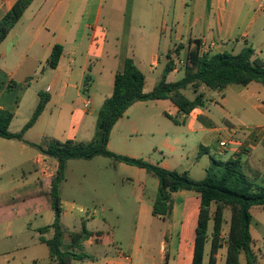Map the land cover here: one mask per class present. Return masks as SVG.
Wrapping results in <instances>:
<instances>
[{
  "label": "crops",
  "instance_id": "obj_1",
  "mask_svg": "<svg viewBox=\"0 0 264 264\" xmlns=\"http://www.w3.org/2000/svg\"><path fill=\"white\" fill-rule=\"evenodd\" d=\"M15 2L0 0V21ZM196 41L208 54L235 53L249 45L255 56L264 60V0H32L22 19L0 44L3 85L11 89L24 82L28 87L19 100L11 97V91L8 94L4 89L0 91V108L13 113L10 131L19 133L30 120L25 117L21 128L14 129L25 94L32 91V82L37 86L36 107L40 92L50 97L23 142L0 138V242L13 238V224L21 219L20 245L3 255L7 262L11 256L13 261L18 257L22 264H54L50 252L41 257L39 251L46 246L42 240L51 239L54 231L42 234L37 216L42 215L44 197L53 209L49 191L57 164L53 172L40 169L38 166L47 156L30 144H41L45 139L90 142L98 111L114 92L115 75L124 69L127 58L133 59L145 76L144 92L150 93L162 79L168 56L174 62V70L167 75V82L174 83L185 75L188 54ZM56 45H61L63 52L58 67L51 69L48 60ZM204 89L201 91L205 93ZM217 92L218 98L210 102L219 108L218 113L205 105L183 116L170 100L134 103L114 126L108 149L116 155L144 159L169 171L187 173L196 181L206 177L212 163L210 155L240 158L246 170L259 174L257 183L264 186V85L255 82L247 86L229 85ZM88 99L90 109L85 105ZM222 141H227L224 148L219 145ZM26 156L29 158L24 160ZM24 161L36 165L37 176L28 184L22 181L23 185L7 188L5 174L10 165L21 168ZM122 169L129 168L122 166ZM131 171L134 176L122 181L133 185L132 192L139 204L137 223L144 224L156 199H151L148 188L151 186L157 193L159 182L143 169ZM172 198L174 208L170 217L161 219L152 215V220L163 228L158 233L149 229L150 238L159 234L160 246L156 255L149 253L146 264H192L201 197L196 192L178 191ZM27 202L31 205L27 206ZM215 210L212 205L211 216ZM68 215L62 211L65 245H71L73 236L82 231V225L75 231L65 227ZM251 217L255 264H264V208H252ZM91 219L85 224L91 236L83 243L90 259L72 262L129 264L125 256H131L132 260V255L117 247L111 249L113 228L106 222L105 210L92 214ZM96 222L98 227L90 229ZM106 227L110 235H106ZM228 231L229 228L223 227L217 264L226 261ZM212 232L213 228L209 229L210 235ZM75 251L80 253L78 249ZM210 252L208 242L203 264H208ZM239 264H247L244 255Z\"/></svg>",
  "mask_w": 264,
  "mask_h": 264
},
{
  "label": "trees",
  "instance_id": "obj_2",
  "mask_svg": "<svg viewBox=\"0 0 264 264\" xmlns=\"http://www.w3.org/2000/svg\"><path fill=\"white\" fill-rule=\"evenodd\" d=\"M31 3L32 0H16L12 9L1 19L0 44L6 40L19 19H22ZM201 47V43L196 41V46L188 54L185 75L174 83H168L166 80L167 75L174 70V62L168 56L169 62L162 79L150 93L144 92L145 76L138 70L133 59L127 58L124 69L115 75L114 92L104 101L98 111L95 135L90 142L45 139L41 144H30L40 150L44 156L55 158L58 161L49 191L55 219L51 226L41 230L42 234L50 230L54 231L51 239L42 240L48 247L49 257L54 264H71L72 261L90 259V256L83 250L84 241H88L91 236L84 222L82 231L73 236L72 244H64L66 232L61 222L62 202L59 189L65 180L67 162L76 159L91 161L96 157L111 158L115 162L143 169L155 176L158 179L159 188L152 215L161 219L171 216L174 208L172 198L174 193L178 191L196 192L200 195L201 207L198 213L192 264H203L208 242L211 244L208 264H217L218 253L222 248L220 237L227 208L232 214L226 238L227 255L224 264H239L242 255L246 257L247 264H255L257 259L251 249V210L254 207L264 208V186L257 183L258 173L246 170L242 159H223L210 155L212 163L207 169L206 177L196 181L187 173L169 171L143 159L116 155L108 149L114 126L134 103L170 100L179 108L180 115L188 116L196 108L206 105L205 93L201 91L202 87H207L212 91H223L229 85L247 86L252 82L264 85V60L255 56L251 46L245 45L235 53L215 54L205 53ZM175 51L179 52L178 48ZM62 52L61 45L53 48L48 60L49 68L58 67ZM88 80L87 77V83ZM85 89L89 90L87 86ZM190 89L195 94L193 99L184 95ZM39 96L40 100L34 114L19 133L10 131L13 113L0 108V138L24 141L27 131L43 114L50 98L48 94L42 92ZM173 121L178 123V119L173 118ZM212 205L216 206V210L211 216ZM211 220L213 221V232L210 235ZM76 249L80 250V253L76 252Z\"/></svg>",
  "mask_w": 264,
  "mask_h": 264
},
{
  "label": "rangeland",
  "instance_id": "obj_3",
  "mask_svg": "<svg viewBox=\"0 0 264 264\" xmlns=\"http://www.w3.org/2000/svg\"><path fill=\"white\" fill-rule=\"evenodd\" d=\"M135 33H137V31H135ZM180 78L181 77H179V79ZM16 80L20 81L18 78ZM30 82H32V80H29V83ZM21 83L22 84H17L16 87L8 89L0 80V91L4 89L7 94L11 91V97L19 100L21 94L28 88L26 83ZM34 83L32 82V91H29L27 95L25 94L20 112L18 113V118L15 120L14 129H20L25 117L31 118L37 108L34 104V89H37V86ZM204 88L207 109H211L212 112L218 113L219 108L215 107V104H211L210 102V100L218 98V92L212 91L207 87ZM184 95L189 99H193L195 94L193 90L190 89L186 91ZM95 131L96 124L93 128L94 135ZM28 158L29 157L26 156L24 160ZM57 162V159L47 156L41 166L39 165L38 167L40 169L47 168L49 172H53ZM122 166L129 169L124 170ZM10 167L5 174L8 183L7 188L17 187L22 184V181L23 184H28V182L33 181L37 176L35 173V168L37 167L32 161L28 163L24 161L21 168H15L11 165ZM132 169L135 168L129 165H120L118 162L107 157H96L91 161L76 159L67 162L65 180L62 182L59 189L61 200L64 202L62 211L69 213V217L64 220L65 227H68L70 231H75L81 228L83 222L86 224L87 221H92V214L105 210V215L107 217L106 222L113 228L112 238L114 246L112 245L111 249L117 247L124 253L132 255V264H146L149 253L154 252L156 255L160 246L159 234H155L150 238L148 236L149 229H153L158 233L163 227L161 223L152 220L151 211L148 212V218L144 224L142 222L139 224L137 223L136 212L139 210V204L132 192L133 185L122 181L123 178L134 176L131 171ZM153 179L157 181L155 176H153ZM9 181H12V183L9 184ZM18 181L19 183H17ZM148 189V192L152 195L151 199L156 197V192L151 190V186H149ZM9 200H12V198H9ZM30 205L31 202H27V206ZM42 205V215L37 216V223L42 228H46L53 222L54 213L49 207L45 197L42 200ZM111 209L113 213L110 212ZM231 214V210L226 209L224 214V228H229ZM116 216H119V219H117ZM98 224L97 222L91 224L90 229L98 227ZM13 226V238L0 242V245H2L0 247V264H22L18 257H15L13 261L12 257L9 256V262L6 260L7 257H3L6 253H12L13 249L15 250L16 247L20 245L21 219L14 222ZM212 228L213 221L211 220L209 229L212 230ZM104 230L106 231V235H108L109 228L106 227ZM47 236L50 235L48 234ZM133 246H135L134 249ZM40 249L41 257L49 255L47 246H41ZM17 255H20V253ZM72 263L76 264V262Z\"/></svg>",
  "mask_w": 264,
  "mask_h": 264
},
{
  "label": "built area",
  "instance_id": "obj_4",
  "mask_svg": "<svg viewBox=\"0 0 264 264\" xmlns=\"http://www.w3.org/2000/svg\"><path fill=\"white\" fill-rule=\"evenodd\" d=\"M263 7V5L261 6ZM86 107L90 109L91 107V102L89 101V99L86 101ZM227 144V141H222L221 143H219L220 147L224 148ZM126 258V261L129 263V264H132V260H131V256H125Z\"/></svg>",
  "mask_w": 264,
  "mask_h": 264
}]
</instances>
